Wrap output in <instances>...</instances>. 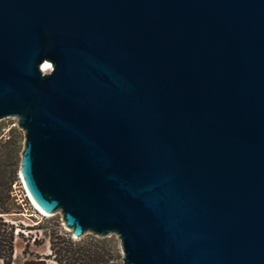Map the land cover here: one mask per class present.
Listing matches in <instances>:
<instances>
[{
    "label": "water",
    "instance_id": "obj_1",
    "mask_svg": "<svg viewBox=\"0 0 264 264\" xmlns=\"http://www.w3.org/2000/svg\"><path fill=\"white\" fill-rule=\"evenodd\" d=\"M10 116L30 198L74 238L264 264V0H0Z\"/></svg>",
    "mask_w": 264,
    "mask_h": 264
},
{
    "label": "trees",
    "instance_id": "obj_2",
    "mask_svg": "<svg viewBox=\"0 0 264 264\" xmlns=\"http://www.w3.org/2000/svg\"><path fill=\"white\" fill-rule=\"evenodd\" d=\"M24 132L12 126L0 130V261L13 264L16 225L5 218L21 212L17 196L12 195V185L18 180ZM11 159V169L8 161ZM51 256L58 264H124L118 237L114 234L99 237L88 233L75 239L68 232L50 234Z\"/></svg>",
    "mask_w": 264,
    "mask_h": 264
},
{
    "label": "rangeland",
    "instance_id": "obj_3",
    "mask_svg": "<svg viewBox=\"0 0 264 264\" xmlns=\"http://www.w3.org/2000/svg\"><path fill=\"white\" fill-rule=\"evenodd\" d=\"M18 121L17 116L3 118L0 120V130L7 132L10 127L18 126ZM11 161H8V170L11 169ZM12 195L17 196L21 204V212L5 215L17 227L13 264H58L51 256L50 234L68 232L72 235V230L63 221L62 213L50 214L40 210L30 198L20 176L12 185ZM0 264L3 262L0 261Z\"/></svg>",
    "mask_w": 264,
    "mask_h": 264
},
{
    "label": "bare ground",
    "instance_id": "obj_4",
    "mask_svg": "<svg viewBox=\"0 0 264 264\" xmlns=\"http://www.w3.org/2000/svg\"><path fill=\"white\" fill-rule=\"evenodd\" d=\"M42 68H43V70H46V69H52V64L49 62V61H47V62H45L43 65H42ZM50 69V70H51ZM49 70V71H50ZM37 206V205H36ZM38 207V206H37ZM39 208V207H38ZM41 210V209H40Z\"/></svg>",
    "mask_w": 264,
    "mask_h": 264
}]
</instances>
